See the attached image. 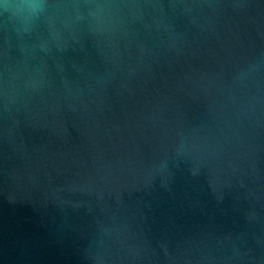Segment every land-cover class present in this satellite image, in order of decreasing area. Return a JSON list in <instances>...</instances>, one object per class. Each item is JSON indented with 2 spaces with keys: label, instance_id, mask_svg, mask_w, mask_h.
I'll use <instances>...</instances> for the list:
<instances>
[{
  "label": "water",
  "instance_id": "water-1",
  "mask_svg": "<svg viewBox=\"0 0 264 264\" xmlns=\"http://www.w3.org/2000/svg\"><path fill=\"white\" fill-rule=\"evenodd\" d=\"M3 3L0 264H264V0Z\"/></svg>",
  "mask_w": 264,
  "mask_h": 264
},
{
  "label": "clouds",
  "instance_id": "clouds-1",
  "mask_svg": "<svg viewBox=\"0 0 264 264\" xmlns=\"http://www.w3.org/2000/svg\"><path fill=\"white\" fill-rule=\"evenodd\" d=\"M41 3L42 0H18L17 3L13 4L10 0H4L2 7L5 10L11 8L13 14H21L24 11L35 13L39 11Z\"/></svg>",
  "mask_w": 264,
  "mask_h": 264
}]
</instances>
